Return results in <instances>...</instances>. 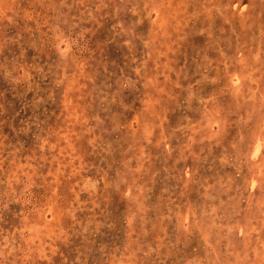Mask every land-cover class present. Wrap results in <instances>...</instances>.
<instances>
[{
    "label": "rangeland",
    "instance_id": "obj_1",
    "mask_svg": "<svg viewBox=\"0 0 264 264\" xmlns=\"http://www.w3.org/2000/svg\"><path fill=\"white\" fill-rule=\"evenodd\" d=\"M0 264H264V0H0Z\"/></svg>",
    "mask_w": 264,
    "mask_h": 264
}]
</instances>
